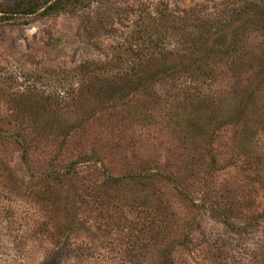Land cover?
I'll return each mask as SVG.
<instances>
[{
	"label": "rangeland",
	"instance_id": "rangeland-1",
	"mask_svg": "<svg viewBox=\"0 0 264 264\" xmlns=\"http://www.w3.org/2000/svg\"><path fill=\"white\" fill-rule=\"evenodd\" d=\"M250 1L0 0L53 6L0 13V128L14 136L0 139V264H264V82L247 101L255 72L223 66L229 80L204 90L216 118L201 110L196 137L190 101L204 98L183 72L180 89L155 82L123 100L95 78L100 66L110 79L126 33L144 47V61L123 66L130 78L178 61L187 42L170 26L174 11L244 13L221 27L243 63L264 51L249 18L264 9ZM226 110L241 114L221 123Z\"/></svg>",
	"mask_w": 264,
	"mask_h": 264
},
{
	"label": "trees",
	"instance_id": "trees-1",
	"mask_svg": "<svg viewBox=\"0 0 264 264\" xmlns=\"http://www.w3.org/2000/svg\"><path fill=\"white\" fill-rule=\"evenodd\" d=\"M250 2L254 8H259L260 10L264 9V0ZM44 5V2L36 4L34 3L28 6H21L20 4L15 6L11 5L8 6V8H0V13H9L6 11H13V14H16L15 11H23V13L25 12L26 14H29L42 10V14H46L53 8V6L45 7ZM251 12L252 13L249 16L250 20L254 21L256 24L259 23L260 26H262V29H264V10ZM173 14L177 16V24L172 22L170 26L175 29L177 33L182 35H180V38H186L187 42V46L185 48L186 52L177 59L178 61L173 63H159L154 68V72L152 74H147L138 78H130L123 66L127 63L128 57H132V61L137 60L138 63L140 61H144L142 58L144 47H141V43L138 42V34L126 33L124 38L121 37L120 41L117 42L119 44L118 47L115 48L116 52L110 57V64L109 62L107 63L109 65L108 69H110V75L112 74L110 79L103 78L104 76L102 74L105 72V67L100 66L97 69L99 74L95 78L96 80L105 81L104 84L107 90L110 92V96H113L115 99L117 98L119 100H123L128 94L129 90H134V92H136L142 88H152L155 82L161 85L163 84V86L168 85L170 87L168 91L170 92L171 90L175 91L176 89H180L182 88L181 84L183 81H180L177 74L180 75L183 72L184 75H187V77L191 78L189 80V84L196 86L195 89H197V93L194 94H196L199 98H204L202 100L194 98L193 102L190 101V106H193L194 110L196 111V119L192 122L191 126L193 127V135L196 137L201 134H206V127L203 126V123L198 120L201 116V110H206L207 113H205V115L207 114L208 117H210L211 114L212 116L214 115L212 118H216L214 114V108H216L215 105L217 102L215 99L208 97L204 90L210 89V86L212 87V85H218L221 80H229V77L226 76L225 71L222 69L223 66L227 65L230 71H235V68L239 67L242 70L245 66L249 68V70L253 71L252 73L255 72V75L258 77V79L260 78L257 82V86H253L254 88L248 91V101L251 99L250 97H252L253 92L261 87L264 82V51H261L258 55H254L253 58L256 60V64L250 63L253 60L252 57L249 59H243V63H239V60H234L232 58L233 56L239 57L238 53L241 52L239 51L237 39L234 36L236 41H233V35L232 38H230L226 32L228 30H221V27H226L227 25L231 26L234 22L239 21L244 13L241 15L238 14L237 17H232V15L202 16L200 12L196 11H174ZM5 16L0 15V19L4 18ZM241 31L244 33L243 29ZM230 58H232V60L227 64V61ZM107 64L105 63V66ZM135 64L134 71L139 69L137 63ZM137 74L138 73H136V75ZM259 83H262L261 86ZM258 90H260V88ZM199 94H202L203 96ZM256 103V101L251 102L253 106L256 105ZM226 112L229 114L227 117L226 115L220 117L222 118L221 123H224L226 119L232 120L237 118L241 114L240 110L238 114L233 117L229 110H226ZM1 132L2 129L0 128V139L14 137L13 135L9 134H1ZM19 143L21 149V159L24 163H26V146L24 147L23 141ZM67 172V170L56 172L54 177L55 181L62 182L65 180ZM44 178H51V175L47 174ZM131 178L132 175L123 176L120 178L108 177L109 183L111 182L112 184H117L122 181V179ZM44 193L45 192H39L34 194V196L44 198V196H46ZM50 197L51 196L47 197L46 199H49Z\"/></svg>",
	"mask_w": 264,
	"mask_h": 264
}]
</instances>
